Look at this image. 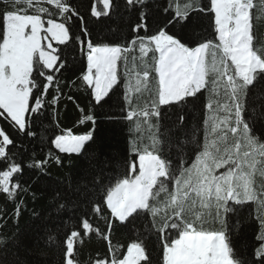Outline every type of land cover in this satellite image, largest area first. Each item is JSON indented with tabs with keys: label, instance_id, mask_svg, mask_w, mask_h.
Masks as SVG:
<instances>
[{
	"label": "snow or ice",
	"instance_id": "6c2138e0",
	"mask_svg": "<svg viewBox=\"0 0 264 264\" xmlns=\"http://www.w3.org/2000/svg\"><path fill=\"white\" fill-rule=\"evenodd\" d=\"M0 124V264H264V0H0Z\"/></svg>",
	"mask_w": 264,
	"mask_h": 264
},
{
	"label": "trees",
	"instance_id": "16d2710c",
	"mask_svg": "<svg viewBox=\"0 0 264 264\" xmlns=\"http://www.w3.org/2000/svg\"><path fill=\"white\" fill-rule=\"evenodd\" d=\"M101 27H104V25H98V30ZM67 75L68 74H65V77H67ZM64 93L65 94L61 96L60 103L58 105L60 109V125L65 129V131L70 130L74 134H79L83 131V127L77 123V116L81 114L77 109V104H79L80 106H84L88 103L87 93L82 91H76L74 89H65ZM68 95L75 96L76 102L73 103V101L69 100ZM3 126V124H0V127ZM34 131L36 132L35 139L31 141L26 139L24 141L28 145L29 152H31L33 149L39 152L41 141L46 143L49 136L52 134V130L48 127L47 122L34 126ZM122 135L123 134H121L119 130H117L114 134L115 140L120 141L122 139ZM100 227L103 228L104 225L101 223ZM113 235L115 239L121 242V244L126 245L129 241V233H127L123 229H117V231Z\"/></svg>",
	"mask_w": 264,
	"mask_h": 264
},
{
	"label": "rangeland",
	"instance_id": "374dc122",
	"mask_svg": "<svg viewBox=\"0 0 264 264\" xmlns=\"http://www.w3.org/2000/svg\"><path fill=\"white\" fill-rule=\"evenodd\" d=\"M46 43H47V42H46ZM36 46H37V47L39 46V42H38V41L36 42ZM137 55H139L138 52H137ZM41 56H42V59L51 60V57L48 56L46 53H42ZM145 61L148 62V63H150V55H149V57H146V58H145ZM53 62H54V61H53ZM138 63H139V61H138ZM48 66H51V64H49ZM133 82H134V76H133ZM68 131H70V130L65 131V134H67ZM71 132H72V131H71ZM72 134H74V133L72 132Z\"/></svg>",
	"mask_w": 264,
	"mask_h": 264
}]
</instances>
